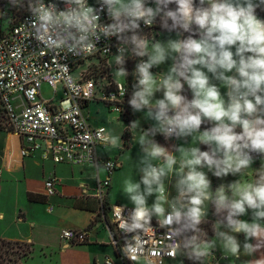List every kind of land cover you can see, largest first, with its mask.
Returning <instances> with one entry per match:
<instances>
[{
  "label": "clouds",
  "instance_id": "1",
  "mask_svg": "<svg viewBox=\"0 0 264 264\" xmlns=\"http://www.w3.org/2000/svg\"><path fill=\"white\" fill-rule=\"evenodd\" d=\"M59 2L62 9L45 0H9L30 13L25 39L43 45L40 51L86 59L100 52L102 38L114 37L117 54L109 67L115 66L121 99H109L123 103L132 75L127 104L150 122L147 128L129 123L131 130L139 128L132 140L140 154L121 190L132 208L124 215L114 206L119 230L132 234L125 236L124 257L132 264H154L152 257L162 254L218 264L220 251L229 264H264L241 259L264 248V18L257 14L264 0H97L98 7L89 0ZM102 12L108 22H101ZM153 26L168 38L143 31ZM129 59L135 60L131 73ZM101 143L123 147L111 132ZM91 163L98 178L101 165ZM113 166L110 160L102 167ZM209 174L220 181L215 187ZM153 219L166 234L162 244L147 249L156 237Z\"/></svg>",
  "mask_w": 264,
  "mask_h": 264
},
{
  "label": "built area",
  "instance_id": "2",
  "mask_svg": "<svg viewBox=\"0 0 264 264\" xmlns=\"http://www.w3.org/2000/svg\"><path fill=\"white\" fill-rule=\"evenodd\" d=\"M57 3L61 9L64 7L59 0H45V3ZM89 4L98 7L97 0H89ZM10 11L7 12V9ZM0 18L3 14H12L11 26L4 31H0V108L5 114V129L15 133L24 140L26 146L21 150L22 157H32L39 154L43 161H52L55 164L82 165L93 163L101 167L111 159H102L98 154L99 146H109L101 143V137L108 132L100 133V129L105 127H93L88 117L83 112V104L90 101H100L108 105L111 111L121 118H127L130 107L127 100L130 98L131 90L122 98L123 103L111 101L109 98L116 95L118 100L119 91L114 80L103 84V81L95 79L94 76L80 74V78L75 75L76 69L81 64L91 58L109 59L117 54L116 39L102 38L97 43L100 52L86 59L74 56L71 53H55L40 51L43 45L34 38L25 39V25L31 22V15L25 9H17L9 2H0ZM101 22H108L105 13H101ZM143 27V26H142ZM161 29L158 26L153 28H143L145 33H158ZM21 45L22 50L17 46ZM108 48L107 55L103 49ZM38 52L37 56L29 58L30 53ZM135 61V60H134ZM154 71V69H153ZM75 81V87H68V84ZM46 84L53 89L57 96L59 90L63 92L62 98L56 104L54 98L45 100L41 96V88ZM90 97V98H86ZM116 108H120L118 112ZM111 169H105L112 175L118 165L113 160ZM3 169L0 167V180ZM55 179L46 182L45 188L48 196H53L55 192ZM110 186V178L98 180L97 197L101 200L102 214L108 217L114 234L112 245L116 254L123 264H132L124 257L122 247L125 236L129 238L131 233L121 232L117 226V219L120 216L121 207L124 215H128L132 207L112 205L109 208L103 205V190ZM51 211V209H50ZM156 229V237L152 238L145 245L147 249H155L158 244H162L166 229L160 228L155 219L152 221ZM62 239L69 245L83 244L88 239L86 232L64 231ZM166 253L165 249H161ZM218 264L227 261L222 257V253H215ZM178 258V257H177ZM176 258V259H177ZM154 264H167L174 261L166 254L161 258L152 257ZM106 264H112L109 260ZM215 264V262H213Z\"/></svg>",
  "mask_w": 264,
  "mask_h": 264
},
{
  "label": "crops",
  "instance_id": "3",
  "mask_svg": "<svg viewBox=\"0 0 264 264\" xmlns=\"http://www.w3.org/2000/svg\"><path fill=\"white\" fill-rule=\"evenodd\" d=\"M257 14L264 18V11L257 9ZM161 33L166 32L159 31L156 34V39L159 38ZM100 60H105L108 65L112 62V58ZM134 64L135 61L133 59L127 60L126 68L129 73L134 70ZM99 65L100 63L85 65L84 62L76 69L75 75L80 78L81 73L87 75V77L93 74L94 78L98 79L96 76L98 72L94 71L93 73L92 69ZM114 67L113 65L112 71ZM156 71H159V69H154V72ZM103 79V84L114 80L113 75L110 77V74L99 81ZM133 82L134 77L129 75L126 78V85L131 91ZM120 83H125V81L121 79ZM55 98L54 102L56 101ZM95 103L103 102L90 101L84 103L83 112L93 127L106 128L105 123L108 120V115L95 107ZM103 104L110 109L108 105ZM0 111L2 110L0 109ZM111 113L113 112L111 111ZM128 113L129 116L127 118H121L114 113L117 116V121L124 126V135L122 137V145L124 147L130 141H133L132 136L135 133L134 130L129 128V123L133 120H138L140 123L144 119L142 113L134 114L131 109ZM123 123H126V125ZM4 124V121H0V167L3 169L0 180V202L2 198L13 197L14 204L9 217H7L5 210H0V241L29 245L32 254L36 251L44 254L59 251L64 256L73 257L74 254L79 253L83 256L80 264H106L107 260H110L112 264H123L112 245L114 230L110 222H108V217L102 214L101 200L97 197L98 180L103 181L110 178V186L103 190V205L107 208L112 205L132 207L130 203L128 205L120 204L122 199H124L121 190L123 179L126 176L123 164L113 160L117 163L118 169L112 175H109L101 167L98 178H95L97 177V168L90 164H55L52 161L41 160L39 154L32 157H22L21 150L26 146L24 140L15 133L7 131ZM157 138L160 143H166L162 137L157 136ZM109 147L112 148L113 146L98 147L100 158L109 159L104 157ZM258 165L259 161L253 167H258ZM134 178L138 179L139 177ZM51 179L56 180V194L48 196L45 184ZM228 179L231 180L233 178L228 177ZM214 181L217 184L220 183L216 178H214ZM37 200L39 201L37 202ZM114 200L116 201L115 204L112 203ZM149 203H151V200ZM64 231L86 232L88 239L83 244L69 245L62 239ZM238 238L241 241L244 239L242 234ZM109 249L113 252L117 262L110 258L107 253ZM216 253L221 252L217 251ZM32 254L23 259V264L27 263ZM241 259L264 260L260 252L253 254L252 257H242ZM178 262L181 264H192L183 256H179L174 261H168L167 264H178ZM220 264H229V260L221 261ZM237 264H239V261Z\"/></svg>",
  "mask_w": 264,
  "mask_h": 264
},
{
  "label": "rangeland",
  "instance_id": "4",
  "mask_svg": "<svg viewBox=\"0 0 264 264\" xmlns=\"http://www.w3.org/2000/svg\"><path fill=\"white\" fill-rule=\"evenodd\" d=\"M0 2H9V0H0ZM0 11H4V9L0 10ZM10 11V8L7 9V12ZM12 14L8 13V14H3L2 13V17L0 18V22L3 24L5 22H7L8 20L11 21ZM168 33H161L159 35L158 39L164 40L168 38ZM174 37V33L172 34ZM98 58H91L88 61L85 62V65H91V64H99V66H96L92 69L93 73L98 72L97 78L98 80H101L102 78H105L108 74H110V77L112 75V67H109L108 64H106V61H101ZM108 65V66H107ZM132 70V67H131ZM93 76V74H91ZM109 79V78H107ZM104 81V79L102 80ZM224 91V90H222ZM63 92L60 89L58 92L57 97L55 98V102L58 103V100L62 98ZM41 96L43 97V99L45 100H50L52 98H54V91L52 88H50L48 85L44 84L41 88ZM94 105H96L95 107L99 108L100 110L104 111L107 113V117L108 120L105 123V126L108 130V132H111L112 135L115 136H119L121 138V142H122V137L124 135V131H123V127L121 123H119L117 121V116L114 113H111L110 109H108L103 103H95ZM1 117V116H0ZM0 121H2L0 119ZM150 122H146L144 121V119L142 120V122H140L139 124L142 125V127L147 128L148 124ZM124 125H126V123H123ZM135 135L137 136V138L139 137V128L135 129ZM156 139L158 140V138L156 137ZM176 143H180L177 142ZM139 145L134 144L133 141H130L125 147H120V146H116V147H112V148H108V150L106 151V153L104 154L105 158H109L112 160H117L118 162H120L121 164H123V168L125 169V173L126 176L124 177V179L126 177H128L130 174H132V165L134 163V161L138 158L139 156ZM210 175V174H209ZM138 177V176H135ZM213 182V187L215 184L214 178L211 177ZM123 179V180H124ZM2 201L0 202V210H5L7 217L10 216V214L12 213L13 210V204H14V198H2ZM112 203H116V201L114 200ZM129 201L126 199V197L124 196V199H122V202H120V204L123 205H128ZM122 206V205H121ZM128 207V206H126ZM244 219H248V217H244ZM209 232H210V227L209 226H205ZM28 251H30V248L28 246H26L25 244H16V243H11L8 244L7 242H0V260L3 262V264H23V259L25 253H27ZM262 255V257L264 258V248H262L259 251ZM107 253L109 254L110 258L117 262L116 259L114 258V254L111 251V249L107 250ZM81 258V259H79ZM83 260V256L82 254H74L73 257H70L69 255H62L61 252L59 251H52V252H48L47 254L44 253H38V251H36L35 253L33 252L32 257L30 259H28L26 264H80V262H82ZM85 261V260H84ZM191 262V261H190ZM178 264H181L178 262Z\"/></svg>",
  "mask_w": 264,
  "mask_h": 264
},
{
  "label": "trees",
  "instance_id": "5",
  "mask_svg": "<svg viewBox=\"0 0 264 264\" xmlns=\"http://www.w3.org/2000/svg\"><path fill=\"white\" fill-rule=\"evenodd\" d=\"M11 23H12V21H7V22H5V23H1L0 22V31H4V30H6V29H8L9 28V26H11ZM160 31H162V30H160ZM1 109V108H0ZM2 110V109H1ZM0 118H1V120H2V122L4 121V123H5V114H4V112H3V110L2 111H0ZM32 200H36V199H32ZM39 200H37V202H38ZM41 202V201H40ZM209 235H212V233H211V231L209 232ZM0 242H2V241H0ZM8 244H11V243H8ZM26 246H28L29 248H30V246L29 245H26ZM32 254V250L30 249V251H28L27 253H25V255H24V258H27V257H29L30 255ZM0 264H3V262L0 260Z\"/></svg>",
  "mask_w": 264,
  "mask_h": 264
}]
</instances>
